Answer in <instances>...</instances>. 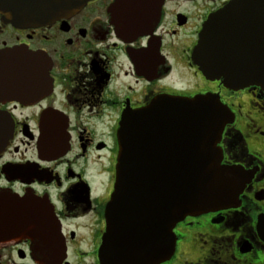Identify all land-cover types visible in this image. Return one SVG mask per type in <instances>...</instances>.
I'll return each instance as SVG.
<instances>
[{"label": "flooded vegetation", "instance_id": "af4514ba", "mask_svg": "<svg viewBox=\"0 0 264 264\" xmlns=\"http://www.w3.org/2000/svg\"><path fill=\"white\" fill-rule=\"evenodd\" d=\"M232 1L86 0L70 17L34 26L0 13V50L34 56L0 83V127L11 128L0 148V216L19 220L7 227L0 218V264H44L39 254H59L52 264L113 263L102 243L117 130L165 94L219 97L232 114L217 144L221 164L235 168L242 190L231 204L176 223L166 258L147 260L141 250L115 263L264 264V90L208 79L192 59L205 22ZM7 200L30 209L9 212ZM43 208L59 252L57 243L37 244Z\"/></svg>", "mask_w": 264, "mask_h": 264}, {"label": "water", "instance_id": "95a60500", "mask_svg": "<svg viewBox=\"0 0 264 264\" xmlns=\"http://www.w3.org/2000/svg\"><path fill=\"white\" fill-rule=\"evenodd\" d=\"M85 2L0 0V13L6 21L34 26L68 18ZM33 59L21 51L0 50V83L14 81L13 75L18 73L14 68L31 64ZM192 59L208 79H221L234 89L255 85L264 90V0H234L212 14L199 34ZM231 115L217 95L165 94L123 121L117 130L115 180L102 243L107 259L114 260L111 264H120L115 262L141 250L147 260L166 258L174 248L176 223L237 198L242 183L234 167L221 164L217 146ZM10 134L11 128L0 127V148ZM46 136L56 135L47 131ZM28 205L7 200L5 207L9 212L21 208L28 212ZM43 209L48 221L40 225L44 230L37 236V244L48 250L57 243L59 252L58 230ZM31 210L34 212V206ZM1 217L7 219V227L19 222L11 213ZM22 219H30L32 228L38 226L33 214ZM38 259L52 264L59 254H39Z\"/></svg>", "mask_w": 264, "mask_h": 264}]
</instances>
